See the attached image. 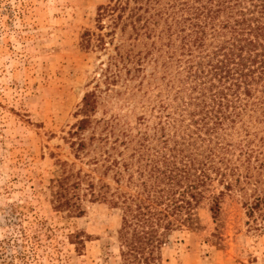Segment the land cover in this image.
Listing matches in <instances>:
<instances>
[{"label":"trees","instance_id":"1","mask_svg":"<svg viewBox=\"0 0 264 264\" xmlns=\"http://www.w3.org/2000/svg\"><path fill=\"white\" fill-rule=\"evenodd\" d=\"M95 16L80 45L112 53L66 138L89 170L63 163L52 210L118 209L121 264H163L167 237L231 193L264 234V0H108Z\"/></svg>","mask_w":264,"mask_h":264},{"label":"rangeland","instance_id":"2","mask_svg":"<svg viewBox=\"0 0 264 264\" xmlns=\"http://www.w3.org/2000/svg\"><path fill=\"white\" fill-rule=\"evenodd\" d=\"M107 2L0 0V264H121L120 211L85 202L82 217L55 213L49 187L63 163L89 170L66 138L112 53L80 45L85 30L97 32L95 12ZM198 213V229L167 237L163 264H264V234L246 224L236 194L219 215L207 202Z\"/></svg>","mask_w":264,"mask_h":264}]
</instances>
